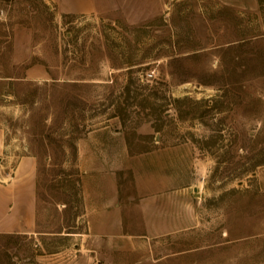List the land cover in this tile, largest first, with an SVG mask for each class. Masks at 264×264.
Listing matches in <instances>:
<instances>
[{"label": "rangeland", "instance_id": "rangeland-1", "mask_svg": "<svg viewBox=\"0 0 264 264\" xmlns=\"http://www.w3.org/2000/svg\"><path fill=\"white\" fill-rule=\"evenodd\" d=\"M104 6L0 0V197L31 179L34 196L0 264H264V0ZM124 144L161 182L140 205L133 168L111 167ZM113 175L122 204L133 194L121 230ZM149 208L184 221L149 227Z\"/></svg>", "mask_w": 264, "mask_h": 264}, {"label": "crops", "instance_id": "crops-1", "mask_svg": "<svg viewBox=\"0 0 264 264\" xmlns=\"http://www.w3.org/2000/svg\"><path fill=\"white\" fill-rule=\"evenodd\" d=\"M107 1V0H106ZM109 1V0H108ZM59 5L63 10L66 12H74V13H80V12H87V11H92L96 9H101L106 6H104L105 0H58ZM4 151L5 153L8 152V148L6 147L3 139L0 138V153ZM124 160L119 164V161L116 159L112 160L111 162V167H117L119 166H126L129 170L130 167L133 168V188L136 192V195L140 200L138 203L139 205L141 203H146L148 200H151L154 192L152 191H157L159 184L161 182L159 177H150V174L146 173L145 171L139 170V167L141 162H138V160H133L132 162L130 161V152L128 150V147L126 144H124ZM80 155H81V149H80ZM22 157H24V162H25V168L30 169V174H32L33 171V166H34V161H33V156L26 154L25 156H20V160H23ZM144 166V165H143ZM141 166V167H143ZM137 168V169H136ZM87 172V170H84ZM170 176L162 177L165 181L170 182ZM152 179V180H150ZM154 179V180H153ZM150 184L151 186H154V189L150 188L148 186ZM195 184L191 185L192 188L190 192H192V195L195 196L196 192H193V186ZM198 188V185H196ZM150 188L149 191L146 188ZM178 186L174 183V192H183L184 188H178ZM23 188H21V191L15 195L14 199H10L9 197H0L1 200H4V205L1 203L0 205V232H5V233H10V232H26V229L33 228L34 226V207H33V201H34V196H33V182L32 179L28 180V183L25 186V191H23ZM152 189V190H151ZM187 190V189H186ZM24 192H26L24 194ZM156 192L155 194H157ZM133 197V194H130V190L126 193V203L121 202L120 197H119V185H118V180L116 175H113L109 179V188L108 191L105 194L104 197V202L103 206L106 211H111L113 209H116L118 212V217L116 221H114V226L122 229L123 226V219L126 216L127 219H130V199ZM178 197V198H177ZM176 197L175 194V199L181 200L182 197L178 195ZM21 198V199H20ZM171 199V198H170ZM25 204V213L20 214L19 211L23 207L21 204ZM157 206L154 205L152 208H156ZM142 208H144L142 206ZM144 209H142L143 211ZM108 214V213H107ZM143 215L145 217V222L149 227L155 226V225H182L183 223V218L182 217H177V215H162V214H152L150 213V208L148 210V213H145L143 211Z\"/></svg>", "mask_w": 264, "mask_h": 264}, {"label": "trees", "instance_id": "trees-1", "mask_svg": "<svg viewBox=\"0 0 264 264\" xmlns=\"http://www.w3.org/2000/svg\"><path fill=\"white\" fill-rule=\"evenodd\" d=\"M237 45H232V46H229V47H227L228 49H233V48H235ZM233 47V48H232ZM234 60V59H233ZM237 64L239 65V63L237 62ZM236 64V65H237ZM236 65H234L233 66V68H232V70H234V67H236ZM49 73H50V75H51V77L52 78H56V76H54L50 71H49ZM54 82H56L55 80H53V83H50V84H54ZM202 82H204V83H211L212 81H208V79H202ZM174 100H176V101H178V100H180V98H174ZM70 120L72 121V127H74L75 129H78V127H79V124L78 123H75V122H73V119H71L70 118ZM42 135H44V137H48V138H52L51 137V134L50 133H44V134H42Z\"/></svg>", "mask_w": 264, "mask_h": 264}, {"label": "water", "instance_id": "water-1", "mask_svg": "<svg viewBox=\"0 0 264 264\" xmlns=\"http://www.w3.org/2000/svg\"><path fill=\"white\" fill-rule=\"evenodd\" d=\"M193 190H194L195 192L197 191V186H196V185L193 186Z\"/></svg>", "mask_w": 264, "mask_h": 264}]
</instances>
